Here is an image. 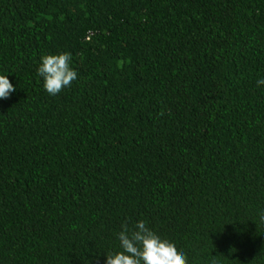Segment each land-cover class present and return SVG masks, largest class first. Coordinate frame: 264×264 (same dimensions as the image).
Segmentation results:
<instances>
[{
  "label": "trees",
  "instance_id": "1",
  "mask_svg": "<svg viewBox=\"0 0 264 264\" xmlns=\"http://www.w3.org/2000/svg\"><path fill=\"white\" fill-rule=\"evenodd\" d=\"M0 73V264H104L141 219L188 264H264V0H0Z\"/></svg>",
  "mask_w": 264,
  "mask_h": 264
},
{
  "label": "clouds",
  "instance_id": "2",
  "mask_svg": "<svg viewBox=\"0 0 264 264\" xmlns=\"http://www.w3.org/2000/svg\"><path fill=\"white\" fill-rule=\"evenodd\" d=\"M36 75L50 96H56L77 79L68 52L42 54ZM255 83L257 87L264 86V77L257 78ZM14 90L8 75L0 73V100L7 99ZM257 217L259 225L264 226V209L259 210ZM116 239L119 241L118 250L104 254V264H188L186 254L149 228L143 219L137 220L131 228L122 224ZM210 264H216V261L213 259Z\"/></svg>",
  "mask_w": 264,
  "mask_h": 264
}]
</instances>
